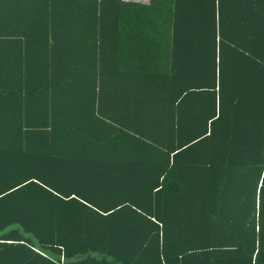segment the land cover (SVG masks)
I'll return each mask as SVG.
<instances>
[{
    "label": "trees",
    "instance_id": "obj_1",
    "mask_svg": "<svg viewBox=\"0 0 264 264\" xmlns=\"http://www.w3.org/2000/svg\"><path fill=\"white\" fill-rule=\"evenodd\" d=\"M261 185L264 0H0V264H249Z\"/></svg>",
    "mask_w": 264,
    "mask_h": 264
},
{
    "label": "snow or ice",
    "instance_id": "obj_2",
    "mask_svg": "<svg viewBox=\"0 0 264 264\" xmlns=\"http://www.w3.org/2000/svg\"><path fill=\"white\" fill-rule=\"evenodd\" d=\"M25 183H29V181H27L26 179ZM35 183L39 184V180L37 179ZM261 187H264V185H261ZM49 191H51V189H49ZM89 207H91V205H89ZM5 242L8 245H11L13 243L11 240L5 237L4 240H0V245H4ZM257 261L259 262V264H264V247H260L259 245L253 248V252L250 257L249 264H256Z\"/></svg>",
    "mask_w": 264,
    "mask_h": 264
}]
</instances>
